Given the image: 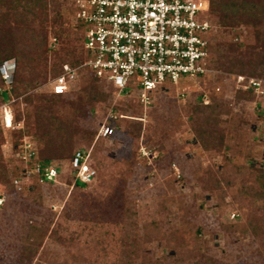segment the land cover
I'll list each match as a JSON object with an SVG mask.
<instances>
[{
  "label": "rangeland",
  "instance_id": "1",
  "mask_svg": "<svg viewBox=\"0 0 264 264\" xmlns=\"http://www.w3.org/2000/svg\"><path fill=\"white\" fill-rule=\"evenodd\" d=\"M55 1L48 0L46 20L34 18L35 24L43 19L50 25ZM37 38V32L26 33L19 39L17 53L21 81L16 89L35 97L50 93L52 74L68 56L58 50L61 45L48 32L46 46L58 51L48 52L42 60L35 54ZM67 47L79 55V46L68 43ZM36 76H46V81L30 83L28 79ZM235 76L214 71L195 77L180 86V91L185 90L183 97L169 84L153 90V103L142 109L138 143H131L119 130L100 144L96 178L86 187L67 183L68 158L51 160L61 173L55 182L40 186V203L19 189L21 183L15 184V192L5 196L6 204L0 209V264H264V195L248 169L237 173L231 168L230 184L216 183L221 159L201 151L183 108V99L198 104L200 93L204 103L212 90L228 95L236 88ZM98 92L108 95L110 104L101 102L93 113L74 120L77 135L94 133L91 144L105 118L110 113L117 116L113 106L123 108L129 98L117 97L111 85L101 81ZM69 98L62 96L55 109ZM232 108L248 121L264 110L254 100L238 102ZM252 128L259 136L254 123ZM77 135L74 147L87 148L86 140ZM6 139L2 156H11L15 165L19 162L17 150L11 153L8 135ZM258 144L263 147L264 135ZM261 162L264 165L262 151L251 163L259 166ZM234 163H242V158ZM127 197L136 209L137 224L132 232L139 249L134 254L120 241L125 235L121 226ZM31 222L41 225L48 235L38 253L25 259L22 238ZM54 230L56 239L50 237Z\"/></svg>",
  "mask_w": 264,
  "mask_h": 264
},
{
  "label": "trees",
  "instance_id": "2",
  "mask_svg": "<svg viewBox=\"0 0 264 264\" xmlns=\"http://www.w3.org/2000/svg\"><path fill=\"white\" fill-rule=\"evenodd\" d=\"M206 1L208 3L207 15L211 23L207 34L206 67L216 72L262 78L261 80L264 81L262 67L264 66V0ZM66 2L68 5L65 4ZM71 2L72 0L55 1L52 8L54 18L51 19L50 25H47L46 22L43 23V19L39 20L37 24L33 22V19L42 16L46 20L47 6L50 4L48 0H0V64L16 57L12 82L8 89L0 92V104L10 102L13 123L17 125L13 129H5L0 121V189L6 197L15 192L14 180H16L18 184H22L19 189L26 190L32 195L34 202L40 203V186L44 183L55 182L61 173L56 166L55 181H45L43 180V168L53 164L51 160L61 158L70 160L76 152L88 153V164L95 170V179V166L99 164V159L96 158L97 151L100 149L99 145L111 137H98L96 140L94 139V144H91L94 133L87 131L83 135H77L79 134L78 129L74 124L76 116H83L86 112L93 113V110L101 102L109 101L108 95L105 96L98 92L101 80L91 77L89 68L82 67L77 71L76 80L71 89L64 94L39 93L35 97L32 93L19 92L16 89L18 82L21 81L18 75L17 53L20 51L18 43L26 33H29L30 36L37 32L36 44L38 48H36L35 54L42 60L46 59L45 54L47 55L48 52L57 53L59 49L66 56L68 55L66 58L69 59H62L57 64L58 68L52 77L60 72L62 64L78 65L89 57L82 49L85 25L82 21L74 23L75 8ZM48 32L61 45L58 50H51L46 46ZM68 43H71L73 47L79 46V55H75L74 50H69ZM28 80L32 84L43 83L46 81V76L45 78L36 76ZM3 85L0 76V87L4 88ZM132 92L123 108L113 106V111H117L115 112L117 116L109 118L108 123L111 121L114 125H111L114 130L113 134L121 130L131 143L137 144L142 128L143 107L136 99V89L133 88ZM73 94L74 97L71 98ZM62 96H70V98L64 102L62 108L55 109ZM202 96L204 94L200 93L198 104H192L190 100L183 99V108H186L187 125L198 141L201 151L209 156L218 155L221 159V168L216 171L218 174L216 183L223 182L229 185L231 168L237 173L248 169L253 181L258 184L264 195L263 162L259 166H254L251 163L260 151L264 154V145L260 148L258 144V139L264 135V110L253 120L248 121L232 108L238 102L254 100L257 106L264 109V105L261 106L264 102V88L259 94H255L252 89L243 90L237 87L228 95L217 94L212 90L207 95L209 99L207 103L200 101ZM253 123L256 130L258 129L260 132L259 136L252 130ZM7 135L11 153L22 148L27 140L33 143L35 150L33 161L42 167L39 172L27 173L28 169L20 158H17L19 162L13 165L11 156L7 158L2 156L1 146L7 141ZM75 135L86 140L87 148L74 147L75 139L73 137ZM237 158H242V163L235 164L234 161ZM142 159L145 160V158ZM71 171L70 168V172L67 174V183L72 184V187L83 188L94 181L93 179L90 183H82L75 179ZM253 194L255 193L253 192ZM5 204L6 202H3L0 209ZM122 212L124 220L121 227L125 235L121 237L120 241L122 246H128L131 253L134 254L139 249L138 239L133 237L135 233L132 232L137 224L134 220L136 209L129 197L123 201ZM51 232L50 237L54 236L56 239V230ZM47 233V230L39 224L33 222L28 224L22 238V257L29 259L35 256L47 238Z\"/></svg>",
  "mask_w": 264,
  "mask_h": 264
},
{
  "label": "built area",
  "instance_id": "3",
  "mask_svg": "<svg viewBox=\"0 0 264 264\" xmlns=\"http://www.w3.org/2000/svg\"><path fill=\"white\" fill-rule=\"evenodd\" d=\"M71 3L76 11L74 23L82 21L85 25L83 49L89 57L78 65L62 64L60 72L49 83L52 93L68 92L77 71L87 67L90 76L111 85L117 97H130L135 88L136 99L146 110L153 103V90L169 84L183 97L182 84L214 72L206 67L207 34L211 28L206 0H72ZM53 41L56 40L53 38ZM14 70L13 59L0 64L4 83L0 92L10 86ZM234 79L237 88L252 89L255 94L264 88L261 79L243 75H236ZM115 117L110 113L105 118L96 139L113 134L108 120ZM0 121L5 129L17 126L13 123L9 101L0 104ZM34 155V146L29 140L17 150L27 173L42 169L33 161ZM88 160V153L76 152L69 161L72 174L82 183H90L95 177ZM42 173L43 180L55 181L57 168L51 164ZM14 183L18 184L16 180ZM4 200V192L0 190V206Z\"/></svg>",
  "mask_w": 264,
  "mask_h": 264
}]
</instances>
